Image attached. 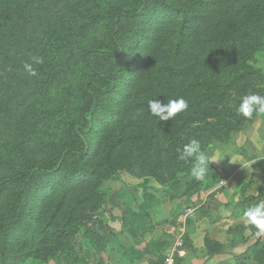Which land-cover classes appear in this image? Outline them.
<instances>
[{
    "label": "rangeland",
    "instance_id": "1",
    "mask_svg": "<svg viewBox=\"0 0 264 264\" xmlns=\"http://www.w3.org/2000/svg\"><path fill=\"white\" fill-rule=\"evenodd\" d=\"M138 1L15 0L0 10V182H4L0 186V214H7L16 199L21 171L32 164L52 167L59 151L71 142L70 125L80 121L84 105L76 91L82 82L92 78L89 62L97 72L111 74L109 54L105 52L111 46L110 16L115 8L124 4L125 10ZM168 1L183 2L188 8L192 4L191 0ZM212 1L217 8L202 12L204 16L197 22L199 42L188 46L181 55L174 39L161 46L128 119L111 136L116 143L103 159L97 155L88 161V166L100 169L93 188L96 193L86 202L80 199L87 187L80 193L79 189L59 194L54 203L58 211L50 212L45 218V230L37 234L41 239L16 250L22 257L16 258L15 264H106L110 251H117L122 242L119 232L128 233L125 221L132 223L133 230H142L156 224L167 228L177 218H184L186 230L195 217L194 204L202 196L216 194L214 190L206 193L212 187L205 183L217 185L222 180L253 126L246 128L264 115L252 121L242 118L223 130L218 124L212 126L221 104L212 106L202 100L204 83L203 91L192 90L200 79L193 86L190 63L210 54L218 55L223 48L219 46L222 36V43L235 40L245 50L249 63L263 67L264 73V0ZM256 14L261 18L256 40L241 44L237 35L224 38L227 33L242 32L247 19ZM127 21L124 17V28ZM207 27L211 28L208 33L200 36L201 29ZM223 45L225 48L229 42ZM93 49L99 52L89 56ZM32 57H42L43 64L33 63ZM79 58L84 73L76 72ZM26 62L32 63L35 76L24 71ZM228 67L222 63L208 69L209 80L222 82L220 76ZM175 68L181 70L180 75L170 74ZM180 97L189 106L172 119L159 121L148 110L150 99L167 103ZM230 97L228 92L222 98L228 102ZM253 125L261 127L260 118ZM261 134L256 131L257 137ZM192 139L200 142L212 161L204 182L191 178V161L178 159L177 149ZM95 142L92 139L94 145ZM188 188L191 190L186 191ZM235 228L241 235L250 228L256 241L241 254L236 253L230 264H264V236L257 237L255 229L245 224ZM210 241H204L209 250H221L220 244ZM227 245L231 246V242Z\"/></svg>",
    "mask_w": 264,
    "mask_h": 264
},
{
    "label": "trees",
    "instance_id": "2",
    "mask_svg": "<svg viewBox=\"0 0 264 264\" xmlns=\"http://www.w3.org/2000/svg\"><path fill=\"white\" fill-rule=\"evenodd\" d=\"M12 2L15 0H0V10H4V6ZM191 3L189 8H185L183 2L139 0L136 6H128L124 10L123 4L112 12L111 46L105 51L109 54L111 74L97 72L89 62L92 78L82 82L76 91L84 105L80 121L70 125L71 142L59 151L52 167L44 168L32 164L21 171L15 192L16 199L7 214H0V264H15L16 258L22 257L21 254L15 253L16 250L23 244L41 239L37 234L45 230V218L50 212L58 211L54 203L59 194L75 193L79 189L80 193L87 187V192L80 199L86 202L96 193L93 188L101 173L97 166H88V161L95 159L97 155L99 159H103L104 154L116 143V139L111 136L128 119L134 100L145 83L146 76L153 69L159 49L174 39L179 55L186 52L188 46L199 42L196 26L199 17L204 16L202 12L217 8V4L212 0H191ZM124 17L128 20L125 28ZM259 18L260 14L252 16L243 25L242 32L240 29L235 34L227 33L224 38H234L237 35L241 44L256 40L259 37L256 32L257 23L261 19ZM209 28H202L200 36L206 35ZM222 39L221 36L219 46L223 48L218 55L210 54L193 59L190 63L193 70V86L197 84V79H200L199 85L192 90L198 88L203 91L204 83L206 93H200L202 100L212 103V106L221 104L219 117L211 124H218L221 130L242 120L236 112L241 97L248 94L264 95L263 67L257 68L249 63L245 50L238 47L235 40L230 39L222 43ZM227 42L229 45L224 48L223 44ZM97 52L99 51L93 49L88 55ZM79 62L81 63V58L77 60L75 69L81 73L83 68ZM222 63L229 66L228 71L224 70L220 76L222 82L216 81L215 78L212 79L214 82L210 81L208 69L211 70L215 65L220 66ZM180 71L175 68L170 74L177 76ZM220 89H223V92L218 93ZM228 92L232 97L228 102H224L222 97ZM258 115L254 114L249 120L252 121ZM92 139H96L95 145ZM2 184L3 181L0 186ZM214 185L210 181L205 183V186L210 188ZM185 190L190 191L191 188ZM67 220L70 221L71 218ZM11 250L13 253H10ZM158 258L162 260L163 255L159 254ZM177 261L178 257L174 255L173 264H178Z\"/></svg>",
    "mask_w": 264,
    "mask_h": 264
},
{
    "label": "crops",
    "instance_id": "3",
    "mask_svg": "<svg viewBox=\"0 0 264 264\" xmlns=\"http://www.w3.org/2000/svg\"><path fill=\"white\" fill-rule=\"evenodd\" d=\"M259 118L261 127L254 128ZM250 126L251 132L244 136L242 147L234 154L231 166L227 165L222 180L206 191L210 194L214 190L216 194L202 196L194 204L195 217L186 226L181 245L175 247L178 264H230L236 253L241 254L256 241L250 228L242 235L235 228L237 224H245L242 219L245 209L264 200V116L255 118L246 130ZM256 131L262 133L260 137ZM179 213L180 210L175 214ZM179 222L177 218L167 228L156 224L133 230L132 223L125 221L128 233L119 232L122 242L117 251H110L106 264H162L158 256L175 243ZM206 239L220 244L221 250H209L204 245ZM230 242L231 246L227 245ZM157 244L159 247H155Z\"/></svg>",
    "mask_w": 264,
    "mask_h": 264
},
{
    "label": "clouds",
    "instance_id": "4",
    "mask_svg": "<svg viewBox=\"0 0 264 264\" xmlns=\"http://www.w3.org/2000/svg\"><path fill=\"white\" fill-rule=\"evenodd\" d=\"M35 64H43L42 57H32ZM24 71L29 76H35L36 71L32 63H24ZM188 101L183 97L171 99L167 103H162L158 99H150L147 107L150 114L158 117L159 121L172 119L177 113L188 108ZM236 112L242 118L252 119L254 114L264 115V95L248 94L240 98ZM178 159L181 161H191L190 176L195 181L204 182L207 177L209 164L212 162L207 152L202 149L199 141L192 139L182 148H178ZM242 219L246 226L255 229L257 237L264 236V200H260L255 205L249 206L242 212Z\"/></svg>",
    "mask_w": 264,
    "mask_h": 264
},
{
    "label": "built area",
    "instance_id": "5",
    "mask_svg": "<svg viewBox=\"0 0 264 264\" xmlns=\"http://www.w3.org/2000/svg\"><path fill=\"white\" fill-rule=\"evenodd\" d=\"M179 227L176 232V240L173 245H171L163 255L162 264H173L174 254L176 252L175 247L181 245L182 237L185 233V219H179Z\"/></svg>",
    "mask_w": 264,
    "mask_h": 264
}]
</instances>
